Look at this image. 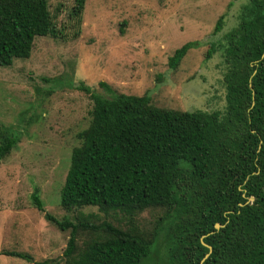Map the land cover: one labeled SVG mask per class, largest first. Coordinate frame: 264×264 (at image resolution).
<instances>
[{"label":"trees","instance_id":"obj_1","mask_svg":"<svg viewBox=\"0 0 264 264\" xmlns=\"http://www.w3.org/2000/svg\"><path fill=\"white\" fill-rule=\"evenodd\" d=\"M73 1L69 15L79 18L84 0ZM237 16L218 45L222 111L157 107L146 95L103 97L81 82L76 86L91 108L69 152L59 206L115 212L125 226L91 215L56 218L34 191L35 208L67 232L62 255L68 264H141L154 244L168 264H264V0H246ZM57 31L47 0H0V66L27 58L34 36ZM190 44L172 52L170 68ZM15 141L0 130V159ZM153 209L160 214L151 227H138L134 217ZM81 231L88 238L78 248Z\"/></svg>","mask_w":264,"mask_h":264},{"label":"rangeland","instance_id":"obj_2","mask_svg":"<svg viewBox=\"0 0 264 264\" xmlns=\"http://www.w3.org/2000/svg\"><path fill=\"white\" fill-rule=\"evenodd\" d=\"M73 2L47 0L57 34L34 36L27 58L0 66V130L16 136L0 159V264H68L62 255L67 232L35 208L34 191L44 211L56 218L91 215L125 226L115 212L59 206L69 152L78 144L75 134L87 125L91 108L87 94L76 87L80 82L103 97L146 95L157 107L224 108L218 45L246 0H84L79 18L69 15ZM219 16L221 26L212 34ZM188 42L170 68L169 56ZM159 214V209L144 210L134 220L148 229ZM87 238L86 231L79 232L75 245L81 248ZM163 252L152 245L141 264H168L162 262Z\"/></svg>","mask_w":264,"mask_h":264},{"label":"water","instance_id":"obj_3","mask_svg":"<svg viewBox=\"0 0 264 264\" xmlns=\"http://www.w3.org/2000/svg\"><path fill=\"white\" fill-rule=\"evenodd\" d=\"M249 199H252V197H249ZM213 226H214V228H218V227H219V224L215 223ZM203 244H204V243H203ZM206 246H207V248H208V252H209L210 247H209L208 245H206ZM208 252L205 253L204 256L200 259V262H201V261L207 256ZM199 264H200V263H199Z\"/></svg>","mask_w":264,"mask_h":264}]
</instances>
